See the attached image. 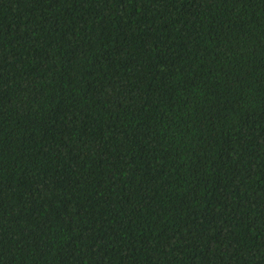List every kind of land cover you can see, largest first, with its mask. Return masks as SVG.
I'll list each match as a JSON object with an SVG mask.
<instances>
[{
  "label": "trees",
  "instance_id": "16d2710c",
  "mask_svg": "<svg viewBox=\"0 0 264 264\" xmlns=\"http://www.w3.org/2000/svg\"><path fill=\"white\" fill-rule=\"evenodd\" d=\"M0 264H264V0H0Z\"/></svg>",
  "mask_w": 264,
  "mask_h": 264
}]
</instances>
